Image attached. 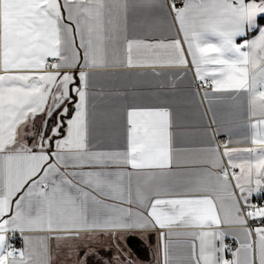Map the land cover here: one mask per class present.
<instances>
[{
	"label": "snow or ice",
	"instance_id": "6c2138e0",
	"mask_svg": "<svg viewBox=\"0 0 264 264\" xmlns=\"http://www.w3.org/2000/svg\"><path fill=\"white\" fill-rule=\"evenodd\" d=\"M136 7L166 10L175 35H130ZM258 18L264 0H0V264H56L62 247L88 264L74 242L130 230L158 233L160 264H264V206L249 200L264 191ZM189 64L206 98L243 109L251 147L195 149L175 171L170 109L109 103L97 77Z\"/></svg>",
	"mask_w": 264,
	"mask_h": 264
},
{
	"label": "crops",
	"instance_id": "0c3cea01",
	"mask_svg": "<svg viewBox=\"0 0 264 264\" xmlns=\"http://www.w3.org/2000/svg\"><path fill=\"white\" fill-rule=\"evenodd\" d=\"M162 2L169 3L168 0ZM258 23L264 26L261 18H258ZM127 24L129 34L139 38L167 40L175 35L171 18L167 16L166 10L159 7L130 9ZM254 34H250L249 38ZM108 72V75L97 77V87L110 97L109 103L118 106L129 103L148 104L170 109L177 133L175 143L178 151L175 153L174 163L180 166L175 171H188L196 167L198 157L194 150L219 145L221 138L227 139L229 147H251L248 142L251 134L250 121L243 109L238 108L227 97L216 98L210 95L206 98L204 93H211V89L200 91L195 86L197 79L191 64L187 68H117ZM102 119L105 127L111 129L112 135L102 136L101 139L106 144L115 143V122ZM40 122L41 118L38 117L37 128ZM220 150L223 151V146ZM259 195L264 196V191L254 192L249 197L250 202L253 203ZM13 243L17 248L22 247L19 237ZM74 243L81 256L89 248L93 249V254L88 257V264H115L117 256L121 260L126 258L130 264H160L157 255L158 233L155 231L130 230L119 233L115 239L98 234L91 241ZM74 259L67 247L54 250L56 264H74Z\"/></svg>",
	"mask_w": 264,
	"mask_h": 264
},
{
	"label": "built area",
	"instance_id": "2783aa9c",
	"mask_svg": "<svg viewBox=\"0 0 264 264\" xmlns=\"http://www.w3.org/2000/svg\"><path fill=\"white\" fill-rule=\"evenodd\" d=\"M170 3V0H168ZM177 6H179V3L177 4ZM195 86L200 90V91H208L210 88L208 87H202L201 86V82L199 80L195 81ZM227 143V139L226 138H221L219 139V146L222 147L223 145H225ZM253 203L256 204L257 206H264V196H256L255 199L253 200ZM226 243L231 244L233 247H235V243L233 240H231L230 238H227Z\"/></svg>",
	"mask_w": 264,
	"mask_h": 264
},
{
	"label": "trees",
	"instance_id": "16d2710c",
	"mask_svg": "<svg viewBox=\"0 0 264 264\" xmlns=\"http://www.w3.org/2000/svg\"><path fill=\"white\" fill-rule=\"evenodd\" d=\"M264 21V18H261Z\"/></svg>",
	"mask_w": 264,
	"mask_h": 264
}]
</instances>
